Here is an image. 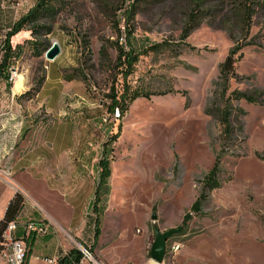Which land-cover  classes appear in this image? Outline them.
<instances>
[{
  "label": "rangeland",
  "instance_id": "374dc122",
  "mask_svg": "<svg viewBox=\"0 0 264 264\" xmlns=\"http://www.w3.org/2000/svg\"><path fill=\"white\" fill-rule=\"evenodd\" d=\"M200 1L205 14L185 42L180 36L191 11L188 0L139 3L133 20L126 17L133 0H76L54 20L41 22L51 27L50 35L33 37L25 28L11 38L12 47L22 49L10 61L9 85L0 75V177L19 155L34 171H43L37 178L23 173L18 179L51 205L63 225L70 223L67 206L75 209L73 227L55 224L56 231L61 237L65 231L72 249L90 248L97 264H110L108 259L156 264L150 256L156 231L178 228L182 232L168 240L162 264H264V103L231 101L230 137H223L217 119L206 114L223 108L234 91L264 92V0H258L250 45L224 98L219 66L244 43L238 0ZM37 2L0 0V64L7 33ZM35 41L58 42L60 55L54 62L36 56ZM164 41L169 50L144 54ZM117 43L140 54L125 80L118 76ZM16 76L20 92L13 89ZM123 88L152 96L137 99L123 115L113 114L110 96ZM104 157L111 177L97 199L98 163ZM216 159L222 187L207 192L192 211ZM80 169L86 170L83 178ZM57 172L73 188L64 210L60 190L49 186V176ZM87 217L92 229L83 231ZM81 233L87 244L75 237Z\"/></svg>",
  "mask_w": 264,
  "mask_h": 264
},
{
  "label": "trees",
  "instance_id": "16d2710c",
  "mask_svg": "<svg viewBox=\"0 0 264 264\" xmlns=\"http://www.w3.org/2000/svg\"><path fill=\"white\" fill-rule=\"evenodd\" d=\"M76 0H38L35 7L30 10L24 17H22L18 22L14 23L10 32L7 33L6 40L3 43L4 49V57L0 64V75L1 78L6 81L8 84L11 76L9 73L10 70V61L11 59H15L16 57H20L22 47L17 45L16 47H12L11 38L15 36L17 33L21 32L23 29L28 28L31 31V35L33 37L39 36H47L52 33L51 27L46 25H41V22L44 20H54L56 15L64 10L69 3ZM157 0H133V3L126 10V17L129 20H133L135 15L137 14V4L139 3H151ZM189 8H191L188 21L183 29V32L180 36V40L185 42L191 33L196 30L200 26V21L205 14L202 9V2L200 0H188ZM192 6H194L192 8ZM238 9V15L240 17V29L243 44L238 45L230 51L229 55L219 66V85L222 87L221 97L224 98L225 93L227 92V88L229 82L232 79H237L236 74V65L242 58V51L248 47L250 44L246 42L249 39L250 31L253 23V18L257 13L258 9L261 7L258 0H238L236 3ZM120 33V30H117ZM35 45L31 47L32 53L36 56L40 57L46 53V51L50 48L49 45L39 42H32ZM127 46V44H126ZM88 43H86V48H88ZM171 48L168 42L164 41L162 43H157L151 46L149 49L144 51V54L147 55L149 53H162ZM117 50V68L118 76L121 75L122 79H127L134 72L135 65L139 62L140 54L135 53L132 47L129 50L126 47L119 46L116 44ZM102 54L105 52V47H102ZM240 53V54H239ZM69 81L73 80V77L68 78ZM43 83V80L40 81V85ZM9 85V84H8ZM152 94H148L146 92L139 91L137 89H129L123 88L121 92H115L110 96L112 101L111 107L109 108L111 113L118 112V114L123 115L129 108V106L135 102L139 98H150ZM241 101L244 100L250 104H260L264 103V92H254V93H241L238 91H234L232 93V98H227L224 102L223 108L215 107L213 109L207 110L206 114L208 116H212L217 119L219 125L221 126V135L223 137H230L234 132L233 127V118H232V106L230 104L231 101ZM222 101V100H221ZM108 150L104 148V154L107 156ZM99 172V185L96 189L95 196L97 199H100L99 189L104 186V188L109 187V179L111 177V168L110 162L107 157L102 158L98 163ZM220 163L219 159H216L213 169L210 171L208 175L204 177L203 180V188L200 197L197 202L193 205L192 211H197L200 204L203 203L207 199V192H211L217 190L222 187L220 183ZM102 195L105 196V193ZM25 198L20 193L17 192L13 199L9 202V205L6 209L5 215L3 219L0 221V254L3 249V240L2 234L6 228V226L10 222L18 223V218L21 215L22 211L25 207ZM98 206L96 204L93 205L94 211H97ZM187 216L185 217V221ZM45 222V221H44ZM94 238L99 237V226H100V218L96 217L94 220ZM16 236V235H15ZM17 239H20L16 236ZM23 240L26 243V253L25 260L23 264H27L28 260L32 254L35 237L28 236L24 237ZM81 253L77 249H71L67 252H60V257L57 264H78L81 260Z\"/></svg>",
  "mask_w": 264,
  "mask_h": 264
},
{
  "label": "crops",
  "instance_id": "0c3cea01",
  "mask_svg": "<svg viewBox=\"0 0 264 264\" xmlns=\"http://www.w3.org/2000/svg\"><path fill=\"white\" fill-rule=\"evenodd\" d=\"M15 159L16 160H12L13 164L10 171H7L0 177V201L3 199V196L6 193L9 194L6 197L4 206L0 209V221L5 215L9 202L13 199L14 195L17 192H20L24 196L26 203L24 210L18 218L19 226L15 235L18 238L23 239L24 237H26L24 230V225L26 223L30 221H45V223H47V225L49 226V233L43 237L35 238L32 254L27 264H47V259L59 255L60 252H67L72 249V243L69 242L68 238L66 237L65 231L63 232L64 237H61L60 234L57 233L58 231L56 230L57 227L61 228L62 230L71 229L73 227V224L75 222V209L67 206V209L70 211L71 214L70 223L68 225H63L62 222L56 217V215L52 213V208L50 207L51 205L33 195L28 189L24 187V185L18 179L19 175L23 173H31V176L37 178L36 173H42L43 171H34V168H31L30 165H28V163L26 162V160H24L23 157H20V155ZM23 162H26L25 165L23 164ZM85 169H80L79 175L81 178L85 177L83 175L86 173L87 169ZM60 172L49 176V178H51V185L48 182L47 183L51 188H58L60 190V193L62 194L60 196L62 197L61 209L64 210L65 202H71L70 194L73 191V188L71 187V180H67L61 177ZM8 173L9 175H7ZM44 174L46 175V173ZM97 174L99 175V171H97ZM81 187H83L84 189L85 187H87V185L82 184ZM58 201L60 200L58 199ZM73 202L74 201H72V203ZM86 219L87 220L85 221L83 231L88 228L92 229V226H89L90 223L88 221V217ZM55 224H57V227L55 226ZM81 235L82 233L75 234V237L77 239H80L83 245L87 244V242L81 238ZM108 262L110 264H113L109 259Z\"/></svg>",
  "mask_w": 264,
  "mask_h": 264
},
{
  "label": "built area",
  "instance_id": "2783aa9c",
  "mask_svg": "<svg viewBox=\"0 0 264 264\" xmlns=\"http://www.w3.org/2000/svg\"><path fill=\"white\" fill-rule=\"evenodd\" d=\"M123 40V39H122ZM18 230L16 222H10L3 234V249L0 254V264H23L26 253V243L23 239H17L15 234ZM25 236L35 238L43 237L49 233V226L44 221H30L24 225ZM82 255L78 264H97L92 252L88 247L76 248ZM178 248H174L177 250ZM65 253V252H64ZM60 254L46 260L47 264H57Z\"/></svg>",
  "mask_w": 264,
  "mask_h": 264
},
{
  "label": "water",
  "instance_id": "95a60500",
  "mask_svg": "<svg viewBox=\"0 0 264 264\" xmlns=\"http://www.w3.org/2000/svg\"><path fill=\"white\" fill-rule=\"evenodd\" d=\"M61 53V47L58 42H53L50 48L45 53V59L49 62H54ZM156 220V216H153ZM182 232V228L171 229L166 232L156 231L155 241L150 250V256L154 263L162 264L166 254V244L173 236Z\"/></svg>",
  "mask_w": 264,
  "mask_h": 264
},
{
  "label": "bare ground",
  "instance_id": "6f19581e",
  "mask_svg": "<svg viewBox=\"0 0 264 264\" xmlns=\"http://www.w3.org/2000/svg\"><path fill=\"white\" fill-rule=\"evenodd\" d=\"M16 82L14 84V91L15 92H20L22 90V84H21V80H20V77L16 76Z\"/></svg>",
  "mask_w": 264,
  "mask_h": 264
}]
</instances>
